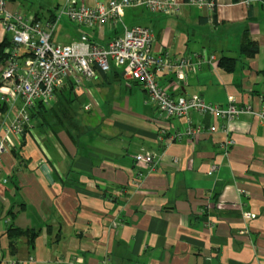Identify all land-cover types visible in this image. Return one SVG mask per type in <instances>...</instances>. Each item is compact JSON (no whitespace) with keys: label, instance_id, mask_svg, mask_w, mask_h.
Returning a JSON list of instances; mask_svg holds the SVG:
<instances>
[{"label":"crops","instance_id":"obj_1","mask_svg":"<svg viewBox=\"0 0 264 264\" xmlns=\"http://www.w3.org/2000/svg\"><path fill=\"white\" fill-rule=\"evenodd\" d=\"M7 1L39 2L27 14L40 22L64 2ZM176 1L178 16L130 8L113 29L61 15L54 43L86 35L105 46L126 27H149L171 58L207 57L185 82L158 74L173 98L263 110L264 0H213L212 12ZM245 35L258 47L252 57L240 51ZM8 37L0 24V42ZM221 57L236 60L233 71L218 66ZM95 72L82 89L68 81L45 112L30 111L20 137L11 130L20 102L0 104V264H99L106 255L110 264H264V114H241L226 131L208 114L166 118L120 68ZM196 125L198 136L184 135ZM160 128L181 138L165 144ZM147 154L155 167L140 168L135 183L134 158Z\"/></svg>","mask_w":264,"mask_h":264},{"label":"built area","instance_id":"obj_2","mask_svg":"<svg viewBox=\"0 0 264 264\" xmlns=\"http://www.w3.org/2000/svg\"><path fill=\"white\" fill-rule=\"evenodd\" d=\"M63 6L54 19L40 22L25 13L19 4L0 0V24L8 37V46L4 49V64L0 66V104L19 101L21 107L12 121L11 130L20 137L30 124L29 112L39 104L48 107L53 103L56 93L69 81L76 90L92 83L96 77L95 67L106 73L110 64L120 68L123 76L138 82L146 92L147 102L166 118L188 119L196 112L220 117L226 121L221 125L224 131L228 123L244 113L262 117L260 112H252L248 105L238 106L229 98L226 109L205 102L200 96H179L173 98L170 92L159 85V76H173L179 82H185L191 72L208 62L206 55L194 53L173 59L167 53L155 49L154 35L149 27H126L122 35L110 40L105 46H99L82 35L76 43L59 45L54 43L61 15L67 16L75 26L103 27L113 29L121 21L123 11L130 8L145 9L175 17L181 14V3L176 0H95L85 5L81 0H63ZM247 3L250 0H245ZM183 3L196 8L213 11V0H183ZM190 122V121H189ZM228 122V123H227ZM212 125L208 129L214 133L220 129ZM203 131L202 126H187L184 135L194 138ZM159 137L169 144L181 135H167L158 130ZM137 171L134 181H139L142 167H155L151 154L137 155L134 158ZM217 170L211 164L207 175ZM109 255L99 264H110Z\"/></svg>","mask_w":264,"mask_h":264},{"label":"trees","instance_id":"obj_3","mask_svg":"<svg viewBox=\"0 0 264 264\" xmlns=\"http://www.w3.org/2000/svg\"><path fill=\"white\" fill-rule=\"evenodd\" d=\"M8 46V40L4 39L2 42H0V66L4 64V59H5V54H4V49ZM258 47L255 43L251 42L250 39L247 38L245 35L241 44V54H244L246 57H252L257 53ZM236 60L228 57H221L218 60V66L225 72H231L233 71V68L235 67ZM70 88V87H69ZM68 88V89H69ZM64 89L62 88L59 90L56 94L57 95H64V92H62ZM70 93V90L69 92ZM35 109L42 113L45 112L46 108L45 106L39 104L35 107ZM11 228L9 229V231Z\"/></svg>","mask_w":264,"mask_h":264},{"label":"rangeland","instance_id":"obj_4","mask_svg":"<svg viewBox=\"0 0 264 264\" xmlns=\"http://www.w3.org/2000/svg\"><path fill=\"white\" fill-rule=\"evenodd\" d=\"M15 3H19V6L22 7V9H26V13H28V10L31 9L33 7V4L34 3H39V2H15ZM40 3H43V2H40ZM123 21L129 25L128 23H131L133 21V19H126V18H123ZM137 24H140V23H137Z\"/></svg>","mask_w":264,"mask_h":264}]
</instances>
